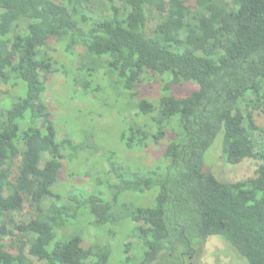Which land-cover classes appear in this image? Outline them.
<instances>
[{"label": "trees", "instance_id": "16d2710c", "mask_svg": "<svg viewBox=\"0 0 264 264\" xmlns=\"http://www.w3.org/2000/svg\"><path fill=\"white\" fill-rule=\"evenodd\" d=\"M53 41L65 55L82 47L79 73L94 78L104 63L133 99L147 75L158 85L156 100L138 101L120 141L131 151L169 140L163 160L126 175L119 162L107 163L111 201L82 188L64 202L55 192L66 147L86 154L89 145L62 137L43 103ZM189 83L197 89L177 97ZM1 87L9 92L0 104L11 107L0 109V264H34L28 246L43 264H109L106 248L86 250L62 228L89 215L101 230L123 196L145 194L152 206L127 210L139 248L123 264H186L211 237L247 264H264V149L243 110L264 113V0H0ZM219 133L222 162L256 161L252 178L223 182L205 171ZM51 199L61 205L50 207ZM23 213L27 221L16 223Z\"/></svg>", "mask_w": 264, "mask_h": 264}, {"label": "rangeland", "instance_id": "374dc122", "mask_svg": "<svg viewBox=\"0 0 264 264\" xmlns=\"http://www.w3.org/2000/svg\"><path fill=\"white\" fill-rule=\"evenodd\" d=\"M45 52L55 60V63L52 74L45 80L43 103L50 111L54 126L62 137L68 136L77 140L76 142L86 141L89 145L86 154L66 147L64 169L55 192L59 195L64 194L62 200L64 202H68V196H76L77 190L82 188L89 195L92 194L103 200L107 199L105 195L108 194L111 201L112 195L111 192L109 193L110 187L107 186L105 177L108 172L107 163L111 165L119 162L123 167V174L126 175L127 172L140 173L143 169L151 167L153 163L163 160L169 140L165 139L159 146H151L146 150L131 151L126 150L120 141L122 131L132 124V116L137 111L138 101L158 98L156 80L151 75H147L145 82L138 89L137 98L133 99L130 94L122 90L120 84L117 85L116 78L106 71L104 63L101 64L100 74H95L94 78L88 77L87 72L79 73L76 68H79L83 57H86L82 47H76L72 55H65L53 41ZM86 80L92 83V89L85 87ZM196 89L194 84L189 83L176 88L175 94L177 97H186ZM6 91L7 88L1 87L0 99L4 98ZM10 107L11 100L0 104V109L6 110ZM243 110L250 113L253 121L252 125L246 124V129L252 135L257 150H263L264 113L253 109L252 104L243 107ZM222 141L223 134L219 133L204 156L205 171L223 182L252 178L257 162L248 160L238 166L225 165L221 160ZM114 182L116 189L122 187L116 179ZM153 201L154 197L152 200L149 194L123 196L114 207L108 226L97 230L92 224V219L87 217L89 215H81L73 225L63 227L61 233L64 238L80 236L81 246L86 250L94 246L104 247L111 256L109 264H123V258L134 257L139 248L138 242L130 235L133 223L126 219L127 210L129 206L150 207ZM47 205L52 207L61 203L51 199L47 201ZM13 218L18 224L27 221L25 213L15 214ZM29 250L30 247H26L24 254L34 264H43L30 255ZM188 259L186 264H247V261L220 237L209 238L206 245L198 251V255Z\"/></svg>", "mask_w": 264, "mask_h": 264}]
</instances>
